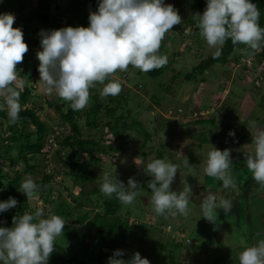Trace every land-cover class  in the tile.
I'll return each mask as SVG.
<instances>
[{"label": "rangeland", "instance_id": "374dc122", "mask_svg": "<svg viewBox=\"0 0 264 264\" xmlns=\"http://www.w3.org/2000/svg\"><path fill=\"white\" fill-rule=\"evenodd\" d=\"M99 2L101 0H79L77 3L83 5L80 11L82 10L85 14L84 18L79 15L78 10L72 7L71 13L66 14L65 20H61L58 27L67 23V20L69 21L68 26L71 27H78L77 22L81 26L89 24V17L86 15L96 11L95 7ZM164 2L172 4L179 11L182 23L173 26L162 41L158 55L168 57V63L162 67L163 71L156 76L144 72L138 74L140 70L129 65L127 71L118 70L112 77L122 86V91L117 98L122 95L121 93L128 94L127 101L121 100L124 109H131L128 119L140 121L146 129V136L140 132L138 127L128 131L129 137L125 141H117L109 133L105 141L120 144L123 150L119 153L101 154L104 160L95 161L98 167L96 181L99 176L102 177L104 172H109L126 186L130 177L140 184V194L133 203L122 204L118 213V217L125 220L131 229L125 232L120 227L118 232L111 235L110 239L115 241V244L113 242L107 244L111 247L100 240L98 241L101 244L95 245L94 230L91 228L90 220L81 225L76 224L72 222L76 220L75 216L72 221H64L63 234L56 238L55 250L50 255L48 264H61L62 259L67 261L72 257L82 259L80 239H83L87 251L91 254L96 255L101 249L113 254L119 249L124 250L125 255L122 258L127 260L138 251L142 257L149 259L150 264H210L217 256L211 244L217 242L216 237L220 243L223 242L231 248L240 247L248 242L246 236L250 235L251 229L246 222H241L244 220L243 216H241L243 220H240L237 214L229 213L225 218L224 211L218 209L217 225H213L203 217L201 203L204 198L209 192L214 194V192L225 190L223 181L207 176L204 168L207 164L208 153L214 148L221 151L231 149L232 164L229 172L233 179L236 183L253 179L252 173L244 163V152L254 153L252 133H255L256 129L264 130V85L261 87L252 85L246 69L232 64L227 67L214 65L205 74H196L194 78L186 80L185 74L191 70L192 65L198 63L201 58L207 57L215 48H209L207 42L200 36L197 26H185L187 17L197 12L195 0H164ZM0 3V8L4 13L15 15L13 27L17 28L24 19L33 17L38 0H0ZM66 4L72 5L71 2L53 1L50 6L51 13L63 17L65 11L59 7L61 5L64 9L67 7ZM56 29L57 26L50 24L44 27L34 26L28 31L22 30L24 36L26 34L34 41V45L29 48L23 62L19 64L17 81L14 83L19 87L25 84L31 86L33 98L30 105H36L39 116L50 128L48 138L52 132L55 134V131H60L55 138L56 143L55 141L47 143V155H32L30 164L36 168L32 172H26V163L17 160L11 165L9 161L2 159L8 145L14 146L12 153L16 156L18 149L8 138L10 135L9 119L4 120V125L0 128V169L3 172L10 177L19 174L25 177L31 174L37 184L41 181L43 172H52L56 177L52 182L55 196H51L49 202L46 200L47 194L41 192V185H38L37 197L29 201V208L26 212L34 214L38 208H43L42 218L55 215L56 203L60 199L73 202L75 197H92L90 191L94 187L93 184L82 187L80 181L75 182L67 175L69 166L62 158L66 157L67 151L62 148V140L72 131L67 123L61 121L55 107L49 106V102L58 103L60 98L55 91L47 94L45 85L40 82L41 77L38 71L40 61L36 56L37 52L42 50L39 33L41 30ZM241 52L236 51L234 54L240 56ZM22 73H26V76ZM173 77H176L175 81ZM109 81L106 80L105 84ZM139 83H143L144 88L138 86ZM90 91L94 92V88ZM104 99L111 103L109 96ZM0 103H3V97H0ZM88 106L89 103L85 108ZM84 109L81 111L82 114H84ZM107 119L108 117L104 115L103 120ZM78 120L84 137L98 136L95 134L97 131L87 128L84 116L79 117ZM200 120L206 122L198 123L197 121ZM20 125H22L21 120H18V126ZM28 129H34L33 125L29 124ZM230 131L235 132L234 137L229 136ZM61 148L62 153L58 155L57 150ZM160 151L163 153L162 159L178 166L176 178L171 186L172 190L178 192L183 190L184 185L181 178H185L192 189L189 199L191 211L187 216L177 214L174 217L168 215L165 218L153 210L152 192L147 187L151 177L145 173L144 168L147 163L151 162L149 158L159 159ZM17 194L19 198L21 192ZM224 196L226 197L225 194ZM18 198H16L17 201ZM93 199L88 209L81 208V211L77 212L83 213L88 210L91 217H94L97 211V213H103V209H97L99 206L95 203L98 200L96 194L93 195ZM14 208L0 215L13 213ZM109 218L112 220L113 216ZM0 227L11 228L13 221L0 220ZM214 227L218 230L214 231ZM74 233L77 234V238H74ZM223 244L219 245L220 249L224 248ZM89 263L99 264L95 258Z\"/></svg>", "mask_w": 264, "mask_h": 264}, {"label": "clouds", "instance_id": "9594fccd", "mask_svg": "<svg viewBox=\"0 0 264 264\" xmlns=\"http://www.w3.org/2000/svg\"><path fill=\"white\" fill-rule=\"evenodd\" d=\"M260 12L252 0H207L203 14L196 12L193 19L200 30V36L209 48L217 49L213 59L222 52L219 46L231 40L234 51L248 53L261 50L264 42V28L259 24ZM15 15L0 13V110H7L9 123L16 124L21 111L20 91L13 87L17 81L16 66L23 62L29 46L24 40L21 28H14ZM182 23L179 11L164 0H101L97 11L89 15V26L63 27L57 30H41V51L36 56L40 61L38 71L45 85V92L53 91L63 101L69 102L73 111L83 110L89 103L90 89L103 85L100 96H117L122 91L121 83L111 79L119 71H127L129 65L147 73L164 67L166 55H158L166 33L173 26ZM238 45L246 47L240 49ZM255 126V125H253ZM252 133V132H251ZM229 136H235L234 131ZM254 153L244 152L247 169L254 181L264 187V130L252 133ZM144 168L151 177L147 187L151 189V203L156 214L187 216L190 193L185 178L182 191H174L178 166L165 159H151ZM232 164L231 149L223 151L214 148L208 153L204 172L209 177L223 181L224 189L237 188L229 172ZM100 191L107 197L115 194L123 205L133 203L140 194V184L132 177L127 186L111 173L104 172L97 179ZM18 191L28 201L37 197L39 186L31 174L26 175ZM17 199L9 197L0 202V213L16 207ZM203 217L213 225L218 224L217 210L227 216L233 208L229 199L217 198L209 192L201 203ZM44 216L43 208L34 214L25 212L13 217V227H0V264H48L55 250V240L65 227L59 215ZM214 231L218 230L216 227ZM124 250H115L108 264H150L137 251L130 259H123ZM239 264H264V239L239 253Z\"/></svg>", "mask_w": 264, "mask_h": 264}, {"label": "trees", "instance_id": "16d2710c", "mask_svg": "<svg viewBox=\"0 0 264 264\" xmlns=\"http://www.w3.org/2000/svg\"><path fill=\"white\" fill-rule=\"evenodd\" d=\"M53 0H38V5L36 7L35 13L33 17L30 19H24L22 23L19 24V28L23 31H28L30 28L33 29L34 26H47L53 24L57 26V29L68 27L69 21L64 23L62 26L59 25L61 20H65L64 17L54 16L51 13V3ZM197 5V12L203 14L207 0H195ZM253 3L256 4L259 12V24L262 28H264V0H252ZM96 3V2H95ZM98 4V3H97ZM72 7L79 11V14L83 17L82 10L80 11V4L73 2ZM98 6L95 7L97 11ZM1 13V11H0ZM89 17V15H86ZM74 18V17H73ZM72 18V19H73ZM68 19V18H67ZM77 26H81L80 23L77 22ZM83 27H88L89 24ZM194 25L196 27V21L193 19V16H188L185 20V26ZM56 29V30H57ZM25 42L29 47L34 45V41L29 39V37L24 36ZM240 49L245 48L244 45H238ZM234 46L229 39L226 43L220 47L222 55L218 59H213V53L217 50H213L207 57H203L200 59L198 63L192 65L191 70L185 74V79L190 80L195 77L196 74L203 75L205 72H208L209 69L214 65L219 66H229L232 64L233 66L236 64L235 60L239 58L244 52L239 54H234L236 51L233 50ZM251 49H249L250 51ZM248 51V52H249ZM264 58V52L261 55ZM18 64L16 66V70L20 67ZM163 71V68L155 69L150 72H147L148 75L156 76ZM142 72L139 71L138 74ZM26 74V73H22ZM176 77H173L175 81ZM113 79L112 77L109 80ZM16 87L17 91H20V104L21 111L19 113V120H21L22 125L18 126V122L16 124H8V128L10 130V135L8 138L11 140L15 147L18 149L17 156L12 153L14 146L8 145L6 147L5 152L2 155V159H6L10 164H15L17 160H20L26 163V172H32L36 167L30 164L32 160V155H47L46 145L49 142L48 134L50 128L47 123L39 116L38 108L36 105L30 106L31 100L33 98L32 88L30 85H24L19 87L17 85H12ZM138 86L143 87V83H139ZM93 89V88H92ZM100 84H97L94 88V92L90 91V99L89 106L84 109V114L80 111H73L70 107V103L63 101L60 99V102L53 103L49 102L50 107H55L58 112L61 121L67 123L72 131L71 134H67L64 136L62 140V148H65L67 151L66 157H62L65 160V163L69 166L67 171V175L70 176L75 182H81L82 187H87L89 185H94L93 190L90 191L92 193V197L81 196L73 198V202H68L63 199H60L56 203V209L54 210L55 215L61 216L64 221L73 220L76 216V220L72 221L76 224H84L88 220H90L91 228L94 230V239L93 242L95 245H100V242L108 243L112 241L110 236L119 231V228L125 232H129L131 226L123 220L121 217H118V213L120 211L121 203L116 199L115 194L112 197H107L103 195L100 191V184L96 181V172H97V164L96 162L104 160V157L100 156L101 154H110L114 152H122L123 147L120 144H114L106 142V135L111 133L115 140H126L129 137L128 131L131 129L139 128L140 132L146 136V129L143 127L140 121H130L128 119L129 114L131 112L130 108L124 109L121 105L122 101H127L128 94L121 93L122 95L117 98V96H109L111 103L107 102L104 98L100 96ZM122 100V101H121ZM158 102V101H157ZM115 103V105H112ZM121 109V111H119ZM107 116L108 119L106 121L103 120V116ZM85 117L87 128L97 131L98 136L92 138H86L83 136V132L81 126L79 124V117ZM7 110H0V128L4 125V120H8ZM198 123H202L203 121H197ZM206 122V121H204ZM32 124L34 129H28V125ZM105 130V132H103ZM36 139L33 140V138ZM106 140V141H105ZM62 148L57 150L58 155H61ZM163 153H159V159H162ZM101 158V159H100ZM96 161V162H95ZM42 179L37 185H41V192L46 193V200L49 202V198L54 195V189L52 187V182L56 179L55 175L52 172H43ZM103 176V175H102ZM24 177L21 175H16L15 177H10L7 173L3 172L0 169V202L6 201L9 197L18 198V188L22 182ZM251 180V179H250ZM248 180L247 182H249ZM149 189V188H148ZM151 191V189H149ZM83 192V188H82ZM58 194L60 192L58 191ZM96 194L98 200L95 201L99 207L97 209H103V213H97L94 217L90 216V212L88 210L83 213H78L77 211H81V208L88 209L91 206V200L93 199V195ZM92 198V199H91ZM88 207V208H87ZM29 208V201L25 194L21 193L18 198V204L13 209V213L9 214H1L0 220L5 221H13L14 216H22ZM113 216V219L110 220L109 217ZM75 234V233H74ZM74 238H77V234H75ZM108 247H111L107 245ZM80 250L83 254L82 259H76L72 257L67 261L65 259L61 260V264H90L91 259H96L99 264H108V259L113 254L106 253L103 249L99 250V252L94 255L87 251V248L83 242V239H80L79 242Z\"/></svg>", "mask_w": 264, "mask_h": 264}, {"label": "flooded vegetation", "instance_id": "af4514ba", "mask_svg": "<svg viewBox=\"0 0 264 264\" xmlns=\"http://www.w3.org/2000/svg\"><path fill=\"white\" fill-rule=\"evenodd\" d=\"M225 190L214 192V194L218 199L225 198L232 201L233 208L230 214H237L240 220H243L241 218V216H243L244 220L241 222H246L249 225L251 233L249 236H246L248 240L247 244L245 243L237 248H231L227 244H223L222 241V243H220V240H217L218 237H216L217 242H212L211 244L214 246L216 251L215 255L217 256L210 264H239V253L247 247L258 244L260 240L264 239V187H261L259 183L256 184V181L251 179L249 182L243 183L237 181V188L235 190ZM258 217L263 221V226L259 227L257 221ZM218 234H220V232ZM221 244L224 245V248L220 249L219 245Z\"/></svg>", "mask_w": 264, "mask_h": 264}, {"label": "built area", "instance_id": "2783aa9c", "mask_svg": "<svg viewBox=\"0 0 264 264\" xmlns=\"http://www.w3.org/2000/svg\"><path fill=\"white\" fill-rule=\"evenodd\" d=\"M263 52L264 42H262L261 50L259 52H253L250 50L247 54H242L239 58H237V61L235 60L236 64L234 66L244 67L250 75L252 85L256 87H261L264 85V58L261 57ZM201 114L204 115L205 113L201 112ZM59 134L60 131H55V134L52 132L49 135V141H55L56 136Z\"/></svg>", "mask_w": 264, "mask_h": 264}, {"label": "crops", "instance_id": "0c3cea01", "mask_svg": "<svg viewBox=\"0 0 264 264\" xmlns=\"http://www.w3.org/2000/svg\"><path fill=\"white\" fill-rule=\"evenodd\" d=\"M2 1V0H1ZM53 1H55V0H53ZM61 2L62 3H65V2H67V3H69V2H71L72 4H73V2H78L79 3V0L77 1V0H61ZM77 3V4H78ZM1 4V3H0ZM67 5V7L65 8L64 7V9L61 7V5H60V7L59 8H61V10H63V11H65V15L68 13V12H70L71 13V8H72V5H68V4H66ZM80 7H83V5H80ZM1 9V8H0ZM1 11V13H4L3 11H2V9L0 10ZM64 15V16H65ZM80 15V14H79ZM55 16V15H54ZM60 17H62V16H60ZM69 27V26H68ZM30 48V47H29ZM24 76H26V74H24ZM32 103V102H31ZM30 103V104H31ZM30 106H32V105H30ZM203 123H205L204 121H203Z\"/></svg>", "mask_w": 264, "mask_h": 264}, {"label": "water", "instance_id": "95a60500", "mask_svg": "<svg viewBox=\"0 0 264 264\" xmlns=\"http://www.w3.org/2000/svg\"><path fill=\"white\" fill-rule=\"evenodd\" d=\"M257 221H258V225H259V227H260V226H263V221H261V218L258 217Z\"/></svg>", "mask_w": 264, "mask_h": 264}]
</instances>
